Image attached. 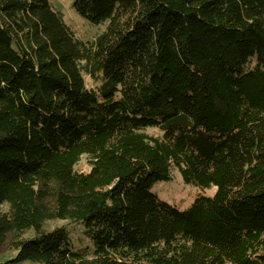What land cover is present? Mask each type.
<instances>
[{"label": "trees", "instance_id": "1", "mask_svg": "<svg viewBox=\"0 0 264 264\" xmlns=\"http://www.w3.org/2000/svg\"><path fill=\"white\" fill-rule=\"evenodd\" d=\"M71 8L105 30L0 0V264H264V0ZM175 171L215 194L159 200Z\"/></svg>", "mask_w": 264, "mask_h": 264}, {"label": "rangeland", "instance_id": "2", "mask_svg": "<svg viewBox=\"0 0 264 264\" xmlns=\"http://www.w3.org/2000/svg\"><path fill=\"white\" fill-rule=\"evenodd\" d=\"M54 8L61 12L63 15L64 22L74 31L75 35L84 40V41H91L96 38L99 34H101L106 26L107 22L99 25H92L89 24L86 20L78 16L74 10L71 8V4L73 0H51ZM85 84L87 87L91 86L92 83L89 78L85 77ZM148 134L151 135H159V132L155 129H148L146 130ZM78 171L87 172L89 171V166L85 157H82L80 161L74 167ZM151 192L154 193L159 200L173 206L179 210L187 209L195 200V198L199 196L203 197H212L215 192L216 188H206L200 189L198 187H194L188 184H185L179 173L175 171L173 173V177L167 181H161L154 184L151 187ZM66 225L65 222L61 221H52L48 222L45 225L46 229H51L56 226ZM68 226V225H67ZM74 228V229H73ZM81 227H70L69 232L71 235L72 243L75 247L84 246L88 243V241L79 236V232H81ZM32 234L29 233L28 236ZM14 253L8 251L7 248H4L0 252V261H5L14 257ZM21 264H31L29 262H24Z\"/></svg>", "mask_w": 264, "mask_h": 264}]
</instances>
